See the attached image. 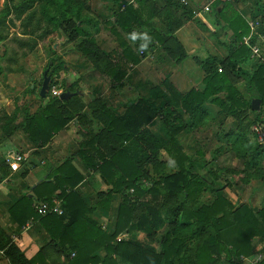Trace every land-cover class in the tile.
<instances>
[{"label": "trees", "instance_id": "trees-1", "mask_svg": "<svg viewBox=\"0 0 264 264\" xmlns=\"http://www.w3.org/2000/svg\"><path fill=\"white\" fill-rule=\"evenodd\" d=\"M48 1V6L52 7L53 13L51 14L49 9H45L41 14V19L35 21L36 27L33 29H38L37 26L41 20H45L48 24L61 28L72 40L79 36L82 38L79 48L91 60L94 67L99 66L100 72L110 79V86L112 88L122 86L127 74V66L123 63H113L110 54L100 50L96 45L94 34L89 32L86 27H78L82 24L83 4L74 0ZM160 1L163 3V7L158 10L154 5H147L145 0H135L132 3L112 0L113 5L109 8L112 22L108 23L112 25V33L116 37L118 45L124 48L122 54L128 62V66L138 65L140 58L117 33L116 26L126 35L135 50L141 54L145 50L152 52L159 45L168 55L174 56L175 60L185 57L182 45L174 36L175 30L182 23L174 9L180 10L181 15L187 20L193 18V10L187 5L180 4L179 0ZM33 2V0L21 1L10 11L6 7L4 8L0 14V41L3 39L1 33L8 28L6 26H15L17 20H20L21 25L25 26L21 27L22 34L29 35L26 28H29L28 26L34 18L25 15V13L31 9ZM235 2L237 1L233 3ZM233 3H214L217 7L214 14L217 17L216 20L222 17V21H225L226 26L241 40V44L232 48L229 58L225 61L211 58L201 63V68L206 74L202 92L192 89L184 96L175 92L167 96L159 90L151 89L147 98L140 97L127 105L121 117L110 116L111 121H119L121 129L125 133V140L130 139L126 146H123L121 150L116 148L109 158L101 156L98 162L100 161L103 166L97 165L98 163L92 164L84 158L82 152L79 153V156L85 159L88 167L93 169L97 166L102 178L106 177L103 167H110L111 170L117 172V175L113 174L112 179L109 180L112 189L107 195L109 197L114 192L123 195L113 234H104L100 227L84 217L88 209L84 207L73 191L82 182L83 177L76 171L69 173L64 168L69 164L70 159H67L58 168H54L50 176L33 189L35 191L34 198L25 195L9 209L20 217L23 215L25 217L23 223L31 218L38 221L51 238L53 245L60 247L59 253L65 258L66 264H99L98 258L93 255L99 248H104L107 252L101 264H116L112 256L118 257L120 261L127 264H243L255 253V248L251 245L252 240L260 237L264 242V208L257 213L244 205L235 208L220 190L214 188L215 181L208 184L192 172L193 160L184 153L182 146L175 139V136L184 128L176 108H180L184 113L194 117L199 113L201 105L208 100L232 117L239 118L243 112L252 110L251 101L253 99H259L261 101L260 108L252 123L264 126V119L261 116L264 107V62L258 63L253 71H247L242 67L250 55L248 47L243 44L242 37L248 35L250 29L248 21L242 19L236 12H233L229 18L224 17L225 7H229ZM11 11L14 17L8 18ZM144 15L146 16L144 17ZM161 15L164 17L163 22H165L166 29L159 32L157 29L149 27L148 22L152 21L154 16ZM250 20L258 23L251 38V43H254L259 35H264L263 4L259 5L256 13L251 14ZM72 21L73 26L68 27ZM84 22L88 25L92 24L97 32V27L91 23L89 17H86ZM52 54H55L54 49H52ZM0 58L3 57L0 55ZM217 61L225 67L226 71L241 77L245 94L240 93L231 84L232 76L225 72L222 73L223 71L219 73L213 67L212 64ZM46 68L49 69L50 75V73L65 67L63 61L59 60L55 65L50 59ZM5 72L8 74L13 71L9 67L3 69L0 66V76ZM52 86L53 84L50 82V89ZM71 86L65 87L64 90L73 92L70 90ZM28 89L29 92L32 91L30 87ZM220 92L225 94L222 100L215 97ZM38 99L40 105L36 111L32 114L26 111L19 124L13 126V130L20 128L36 148H41L50 142L53 136L64 128L72 118L70 114L63 115L62 108L65 104L73 102L75 97L60 100L58 97L52 96L50 90L46 98H40L38 93ZM156 100H160V102L157 104ZM75 103L79 102H73V104ZM105 111V113H109L107 110ZM160 117L162 125L169 134L166 145L161 144L159 140L150 135L148 130H142ZM11 129L9 124L4 131L12 132ZM162 148L173 159L179 170L175 173H163V177L154 180L145 173L143 164H149L155 169L159 162V151ZM123 158L126 159V165L121 163ZM7 167L5 159L0 157V182L6 177ZM52 176L55 177V184L47 181ZM142 180L146 184L149 183L150 186L140 188ZM160 186L162 189H166L165 193L159 188ZM41 190L44 194L39 192ZM56 190H60L59 197L64 203L62 215L55 213H48L45 216L38 215L34 204L47 202L52 205V195ZM209 191L212 194L211 200L208 203H199L202 193ZM138 198H141V206L145 209L146 214L142 215L137 223H133L136 211L135 201ZM154 203L159 206H154ZM66 212L70 216L68 222H65ZM143 228H146L149 233L153 230H163L158 242V249L133 239L116 240V237L124 231L133 233V231ZM194 241H196V247L191 244ZM114 243L115 245H113ZM189 246L193 252L192 255L187 253ZM42 250L40 249L32 259H27L13 243L12 238L6 235L0 227V253L8 260L9 264H45ZM86 250L88 252H85ZM261 252L264 253V247ZM258 264H264L263 256Z\"/></svg>", "mask_w": 264, "mask_h": 264}, {"label": "crops", "instance_id": "crops-1", "mask_svg": "<svg viewBox=\"0 0 264 264\" xmlns=\"http://www.w3.org/2000/svg\"><path fill=\"white\" fill-rule=\"evenodd\" d=\"M98 3L100 11H104L105 9L103 13L104 16L106 15L104 22L108 25V22L111 21V12L102 1ZM153 4L158 10L163 7V3L160 0H155ZM213 4L214 2L212 0L210 5H205L210 8L209 12L203 11L204 5L200 11L193 10L194 16L192 21L186 22L185 19L181 20L182 23L185 24L175 30L174 36L182 45L185 57L175 61H167L169 57L167 55L168 57H164V60L161 59L152 63L151 58L154 57V54L157 52V49H154L151 52L152 56L151 58L149 57L150 59L148 57L143 58L138 65L132 66V68L129 69L131 65L128 66V62L124 59L122 54L124 48L118 45L117 39L112 33L113 28L109 26L100 27L101 25H99V27H97V32H95L94 27H89L87 30L94 34L93 37L99 49L110 54L113 63H123V65L127 66V74L123 80V85L112 88L110 84L106 85L108 81H106L107 79L104 78V75H100L95 71L93 72L96 74L86 71H83L85 73L81 72L79 75L74 74V76H77L76 78L84 74L86 89L81 92L76 89L73 92L63 90V92L70 94L66 99L75 97L73 102L78 101L79 103L73 104V102H70L63 106L62 114H70L72 118L64 128L53 136L50 142L41 148H36L20 128L13 130V126H17L20 122L16 121V119L13 120L14 117L10 118L13 120L10 123L12 132L6 133L4 131L6 125L0 127V157L4 158L6 161L9 156L20 151L25 153L24 155L27 156V161L31 160L29 165L26 166L28 162L21 165L17 172H12L8 166L5 172L6 177L0 182V227L4 230L6 235L12 238L13 243L27 259H32L40 249H43L42 252L45 257V264H66L65 258L59 253L60 247L53 245L51 238L38 221H34L31 218L25 220L23 223L25 217L23 215L20 217L16 212L12 213L9 209L25 195L34 198L35 191L33 189L46 180L50 176L52 170L56 167L58 168L67 159H70V161L64 168L69 173L76 171L83 177L82 182H80L73 191L78 199L81 200L84 207L88 209L84 217L95 223L97 227H100L104 234L111 235L114 233L118 218V210L123 200V195L118 192L111 193L109 197L107 195L112 189L109 180L112 179L113 174L117 175V172L111 170L110 167H103V172L106 177L102 178L101 173L97 170V166L93 169L88 167L85 159L92 164L98 163L97 165L103 166L100 161L98 162L101 156H107V158H109L115 152L116 148H118L117 150H121L123 146L129 143L130 139L125 140V133L122 131L119 121H111L110 116L121 117L127 105H130L131 102H134L140 97L147 98L151 89L159 90L167 96H170L171 92L184 96L192 89L197 91L204 89L206 74L201 68V63L207 59H211V56H214V59L222 58L225 61L229 58L232 48L241 44V40L226 26L225 21L218 22L216 20L215 24L212 25L214 21L209 18V14L212 12ZM262 4L264 5V1ZM245 8L243 1L235 2L228 7L229 10L225 15L229 18L232 16L233 12H236L242 19L248 21L250 18L246 16ZM256 11L257 9L253 7L248 16L256 13ZM178 12H180V10H178ZM175 14L178 18H181V12L180 14ZM212 27L214 28L212 29ZM115 29L128 46L134 50L126 35H124L118 27H115ZM248 35L243 36L242 39L246 38ZM254 43L257 45L260 44L257 38ZM221 48H223V52L226 51V53L224 52L222 54L220 52ZM65 54L63 55L64 62L70 64L71 68L80 72L78 66L79 57L71 53ZM260 61L264 62V57L254 58L250 56V58L246 59L242 67L247 71H253ZM12 73H16V71L8 74L5 72L8 81H11L9 74ZM231 76L234 80L238 78L233 74ZM239 81L238 84H241V87L244 89L242 79ZM65 82L67 86L75 85L74 80H69V77H67V81ZM125 82L127 86H125ZM17 87L19 86L17 85ZM59 92L61 93L62 90H59ZM132 96L134 98H132ZM98 101L102 103L99 104ZM159 102L160 100H156L157 104ZM215 106L205 102L201 105L199 113L194 117L190 115L186 116L185 114L181 115V124L182 126L184 125V128L175 136L176 141L182 146L184 153L194 162L192 164V172L208 184L212 183L210 175L208 174L209 172L207 171V173L204 171L205 168L200 162L206 159L204 156H199V147L195 148L190 146L191 148H188L186 144L187 142L194 145H197V142L204 143L206 137L211 136V133L209 131H204V128L210 126L207 113L210 111L215 113L219 112V108ZM76 107L78 108L74 110L73 108ZM37 108L38 107H36V109ZM36 109L29 112L32 114ZM105 110L109 113H105ZM176 111L179 114L180 111L183 110L178 108ZM250 112L255 118L257 115L256 112L258 111L250 110ZM7 114L9 115L10 113ZM217 127H222V131L224 129V126H220L219 123ZM236 128V130L234 128L235 133L226 131L222 134V138L226 141L234 138L232 142L233 147L230 149L231 151L222 155L224 156L231 153L234 155V160L240 162L239 174L236 175L234 181H231L230 177L227 176L230 181L222 185L218 180L215 181L214 188L220 190L222 195L235 208L244 205L257 213L264 208V202H262V200H264V195H262L264 194V144L258 141L254 131L252 133L253 135H251L246 131L243 132L239 126ZM142 130H148L150 135L159 140L163 145H166V142H168L167 139L169 134L162 125L161 117L157 118L152 124L144 127ZM250 146L252 147V152L243 150V148L246 149ZM80 152L83 153L85 159L79 156ZM121 163L126 165V159H121ZM155 167L156 168L153 169L149 164H143L145 173L154 180L163 177V173H169L170 171L175 173L179 170L173 159L163 148L159 151V162ZM224 178L226 179V177ZM47 181L55 184V177L52 176ZM254 184H257L258 187L256 185L253 186ZM149 186L150 185L148 183L146 184L144 180L140 182V188ZM232 187L235 189L236 194L230 193ZM159 188L165 193L166 189H162V186ZM39 192L44 194L42 190ZM250 192H255L256 194L253 195L252 200L247 199L248 193ZM59 194L60 190H56L52 195V201H58L59 207L63 210L64 203L60 199ZM208 194H210V197L206 199ZM211 198V191L203 192L199 203H208ZM140 201L141 198L135 201L136 211L133 223H137L140 217L146 214ZM37 205L38 204H34V209ZM153 205L156 207L159 206V204L155 203ZM16 211L19 212L17 209ZM65 215V222H68L70 216L68 213ZM161 235V230H153L149 233L146 231V228H143L141 230H135L133 233L124 231L116 237V240L133 239L134 241L158 249L159 245H157V243L151 244L149 241L156 240L159 242ZM113 245H115V243ZM251 245L255 248V253L252 257L247 258L249 260L244 261L243 264H252L258 255H262L264 260V253L261 252L264 247V242L261 238H254ZM85 252H88V250ZM106 254L107 252L104 248H99L93 255L98 258L99 264H101ZM112 257L116 264H127L126 262L120 261L118 257ZM0 264H9L2 253H0Z\"/></svg>", "mask_w": 264, "mask_h": 264}, {"label": "rangeland", "instance_id": "rangeland-1", "mask_svg": "<svg viewBox=\"0 0 264 264\" xmlns=\"http://www.w3.org/2000/svg\"><path fill=\"white\" fill-rule=\"evenodd\" d=\"M21 1H25V0H13L12 2L9 0H0V14L4 10L5 7L6 9H9L10 11L16 5H18ZM33 1L34 2H33V5L31 6V9L25 13V15L27 16L29 15L32 18H34V20L29 24L28 26L29 28H26V31H28L27 33L29 35L22 34L21 27H25V26L21 25L22 23L20 20H17L15 22V26L13 27L10 25L6 26L8 28L5 29V32L1 33V36L3 39L2 41H0V55L3 58L2 59L0 58V66L3 67V69L6 67H10V69L13 71H16V73L9 74L11 77V81L7 80V74H1L0 76V127H3V125H6V126L9 125L15 119L16 121H21L26 111H34V109H36V107L40 105V101L38 99V93H39L41 84L43 82L44 72L46 70H47L46 76L50 78V82L53 84V86L50 89V82H49V91L47 95L49 94L50 90L52 91L53 89L56 91H59V90L63 91L65 87H67L66 82H65L67 81V77H69V80H74L75 82V85H74L75 87L74 86L70 87L71 91L72 90L74 91L76 89L77 91L81 92L84 89H86V84L84 82V74L80 76L79 78H76L77 76H74V74L79 75L81 72L85 73L83 71H86V72L95 71L99 73L100 75H102V72H100V67L98 66L95 68L91 60L87 58L83 54L82 50L79 48L80 40H82V38H80L79 36L76 38H73L72 40L71 37L67 36L61 28H58L54 25H50L45 20H41V22L39 23V26H37L38 29L36 30L33 29L34 27H36L35 21L38 19H41V16H42L41 14L44 13L43 11L45 9H49V12L51 14L53 13L52 7L48 6V3H49L48 0H33ZM74 1H77L83 4V14L81 17L82 24L80 25L79 23H77V25H80L78 27H84V28L86 27L87 29L89 27H93L92 24L88 25L86 22H84V19H86V17H89L91 19V23H94L95 27H99V25H101L100 27H105V26L112 27V25H110L109 23L108 25L105 24L104 20L106 18V15L105 16L103 15L105 9L104 11H100L99 3H98L99 1H102L106 5L107 9L109 10V8L113 5L112 0H74ZM126 1L132 3L135 0H126ZM145 1L147 5H151V6H153L154 5L153 3L155 2V1H147V0ZM179 1H180V4L187 5L192 10H195V11H198V10L200 11L203 5L204 6L210 5V3L212 2V0H179ZM234 1L244 2L245 7H246L245 8L246 16L250 18V16L248 15L250 14V11L253 9V7L258 9L259 5L262 4L264 0H213L215 4L223 3V2L233 3ZM215 4L212 5V12L209 14V18L214 21L212 25L215 24V21L217 18L214 14V10L217 8ZM175 11L176 13L180 14L178 10H175ZM227 11H228V7H225V11L223 13L225 18H227V16L225 15ZM145 16L146 15H144V17ZM11 17H14V15L12 14V11L9 14L8 18H11ZM180 17H181L180 18L181 20L185 19L186 22L193 20V19L187 20L182 15ZM221 18L222 17H220V19ZM163 19H164L163 15L154 16L153 20L148 22L149 27H153L157 29L159 32L164 31L166 28L164 27L165 22H163ZM175 19L177 18L175 17ZM217 21L221 22L222 19L217 20ZM110 22H112V17H111ZM184 24L185 23L183 24L181 23L180 27L184 26ZM72 26H73V21H72V24H70L68 27H72ZM213 28L214 27H212V29ZM173 29H176V28L173 27ZM52 49H54L55 54H52ZM155 49H157V52L154 54L155 56L152 58H151L152 53L146 50L145 51L143 50L144 51L143 54H141V52H137L135 48L133 51H135V54L140 58V62H141V59L150 57L151 62L153 63L161 59L164 60V57L167 58L168 56L169 57L167 61L168 60L175 61L174 56H170L166 52H164L161 46L158 45ZM223 50L224 49L221 48L220 52L222 54L224 52L226 53V51L223 52ZM65 53L66 54L71 53L79 57L80 64L78 63V66H79L80 72H78L77 70H74L73 68H71L70 64L64 62L63 55ZM250 56L251 55H248L247 59L250 58ZM210 58H214V56H211ZM50 59L53 60L55 65L56 63H58L59 60L63 61L65 68L59 71H56L54 73H50L49 75V72H48L49 69H47L46 66ZM212 65L218 70L219 73L223 71L222 73L225 72L229 76L232 75L231 73L226 71L225 67H223L222 64H219L218 61L213 63ZM131 68L132 67L129 66V69ZM219 69H221V71H219ZM95 72L93 73L96 74ZM104 78H106L107 79L106 81H108L106 82V85H109L110 79L105 75H104ZM240 79L241 77H238L236 78V80H234L231 77L230 82L234 87L237 88V90L240 93L245 94V90L241 87V84H238L240 82L239 81ZM17 85L20 88L17 87ZM125 86H127L126 82H125ZM29 87L32 89L31 92H29V89H28ZM202 90L201 91L198 90V92H202ZM224 96L225 94L220 92L216 94L215 97L222 100ZM132 98L134 97L132 96ZM207 102L210 103L209 100ZM210 104H213V103H210ZM213 106H215V104H213ZM216 108H219V112L215 113V112L210 111L207 113L209 117L208 121H209L210 126L208 128H204V131H207V132L209 131L211 133V136L206 137L204 143L197 142V145H194V144L187 142L186 146L188 148H191L190 146L195 147V148L199 147V150H198L200 154L199 156H204V158L206 159V160L200 161L201 165H203L205 168L204 171L209 172L207 173L210 175L211 182L218 180L220 184L222 185L230 181L228 180L227 176L230 177L231 181L232 180L234 181L236 175L239 174V170H240L239 169L240 162H237L236 160H234V155L232 153L224 155V156L222 155V154H225L226 152L231 151L230 149L233 147L232 142L234 141V138L228 141L224 140L222 138V134L226 131L235 133L234 128L236 130L237 129L236 127L239 126V128L243 132L246 131L247 133H250L251 135H253L252 134L253 127L255 126V124L252 123V121L254 120V116L251 115L250 111H245L240 115L239 118L238 117L236 118V117H232L227 112L222 111L220 107L217 106ZM262 109L263 110L261 112V116L263 118L264 107ZM6 112L10 113L9 114L10 116ZM183 114H185L186 116L188 115L184 113L183 111H180L179 116ZM10 118H13V120H11ZM218 123L220 124V126H224L223 131H222V127H217ZM246 149L243 148L244 151H249V152L253 151L251 146L247 147ZM18 153L25 154L24 152H20V151H18ZM27 162L28 163H26V166L31 163V160ZM224 177H226V179ZM255 185L258 187L257 184H254L253 186ZM231 190H232L230 192L231 194L232 193L236 194L235 189L233 187L231 188ZM253 195H256L255 192L248 193L247 199L252 200ZM209 197H210V194L206 196V199ZM262 202H264V200H262ZM161 232L163 233V230ZM149 243L151 244L157 243L158 245V242L156 240L149 241ZM191 244H193L194 247L197 246L196 241L192 242ZM188 252L190 253V255H192L193 253L190 246L187 249V253Z\"/></svg>", "mask_w": 264, "mask_h": 264}, {"label": "built area", "instance_id": "built-area-1", "mask_svg": "<svg viewBox=\"0 0 264 264\" xmlns=\"http://www.w3.org/2000/svg\"><path fill=\"white\" fill-rule=\"evenodd\" d=\"M204 12H209L210 8L208 6L203 7ZM258 23L252 20H248V26L250 29V33L246 38H243V44L248 47L250 51L251 57L258 58L264 57V35L261 34L257 37L260 44L257 45L255 43H251V38L254 34V31L257 27ZM221 71V70H219ZM52 96L58 97L60 92L56 90L51 91ZM253 131L256 134L258 141L264 144V126L263 125H255L253 127ZM10 170L12 172H17L21 165L27 162V156L24 154L16 153L9 156L6 160ZM35 211L40 216H45L48 213H55L57 215H62L63 210L59 207V202L56 200L52 201V205L47 202H43L35 206ZM262 260V256L258 255L257 258L252 262V264H258Z\"/></svg>", "mask_w": 264, "mask_h": 264}, {"label": "water", "instance_id": "water-1", "mask_svg": "<svg viewBox=\"0 0 264 264\" xmlns=\"http://www.w3.org/2000/svg\"><path fill=\"white\" fill-rule=\"evenodd\" d=\"M47 70L44 72V78H43V82L41 84L40 90H39V97L40 98H46L47 93L49 91V82H50V78L46 76ZM70 96L69 93L67 92H61L58 96V98L60 100H65L66 98H68ZM260 104L261 101L259 99H253L251 102V109L253 111H258L260 108Z\"/></svg>", "mask_w": 264, "mask_h": 264}]
</instances>
